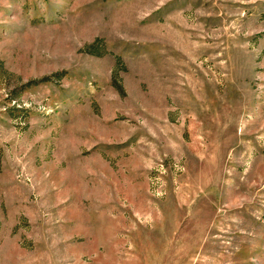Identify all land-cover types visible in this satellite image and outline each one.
Masks as SVG:
<instances>
[{
	"label": "rangeland",
	"instance_id": "rangeland-1",
	"mask_svg": "<svg viewBox=\"0 0 264 264\" xmlns=\"http://www.w3.org/2000/svg\"><path fill=\"white\" fill-rule=\"evenodd\" d=\"M0 264H264V0H0Z\"/></svg>",
	"mask_w": 264,
	"mask_h": 264
}]
</instances>
